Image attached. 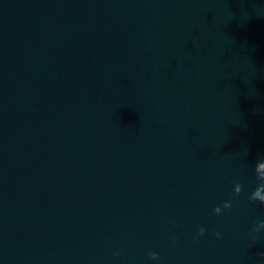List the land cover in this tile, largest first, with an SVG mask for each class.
<instances>
[{"label":"water","instance_id":"water-1","mask_svg":"<svg viewBox=\"0 0 264 264\" xmlns=\"http://www.w3.org/2000/svg\"><path fill=\"white\" fill-rule=\"evenodd\" d=\"M257 162L264 0H0V264H264Z\"/></svg>","mask_w":264,"mask_h":264},{"label":"clouds","instance_id":"clouds-1","mask_svg":"<svg viewBox=\"0 0 264 264\" xmlns=\"http://www.w3.org/2000/svg\"><path fill=\"white\" fill-rule=\"evenodd\" d=\"M259 162H257V164L255 166L256 180L258 183H257V186L255 187V189L251 192V194L249 196V200H251L253 202L258 201L259 203L264 204V196L258 195L259 193L264 192V177L260 176L257 172V167H258ZM242 191H243V185L241 183H238V182L234 183V187H233L234 196H239L242 193ZM231 208H232V203L230 201H225L222 206H216L213 209V211H214V214L221 215L223 210H225V209L230 210ZM258 225L261 227H264V221H261ZM259 230L260 229L256 226L253 228L252 231H253V233H255ZM204 234H205V228L201 227L199 229V233H198L197 238L199 236H203ZM214 236L217 239L221 238V234L219 232H215ZM116 255H119V253H116ZM149 255L153 260H157L159 258L158 254L155 252L149 253ZM259 256L262 260H264V252L259 253Z\"/></svg>","mask_w":264,"mask_h":264}]
</instances>
